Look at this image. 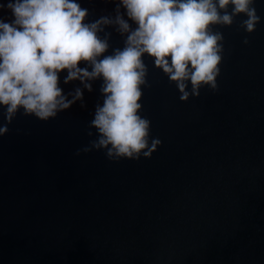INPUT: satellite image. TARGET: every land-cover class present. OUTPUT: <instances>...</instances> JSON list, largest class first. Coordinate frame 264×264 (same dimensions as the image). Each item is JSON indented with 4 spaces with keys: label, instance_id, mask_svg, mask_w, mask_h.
<instances>
[{
    "label": "water",
    "instance_id": "water-1",
    "mask_svg": "<svg viewBox=\"0 0 264 264\" xmlns=\"http://www.w3.org/2000/svg\"><path fill=\"white\" fill-rule=\"evenodd\" d=\"M77 2L85 22L115 15L112 0ZM254 7L252 33L243 14L213 26L224 37L215 90L181 101L143 57L139 114L149 143L161 142L149 158L82 151L97 138L101 80L89 92L61 73L64 93L79 87L81 100L48 121L17 113L0 136V264H264V0ZM0 18L12 16L5 8ZM106 34V55L124 46L114 27Z\"/></svg>",
    "mask_w": 264,
    "mask_h": 264
},
{
    "label": "clouds",
    "instance_id": "clouds-1",
    "mask_svg": "<svg viewBox=\"0 0 264 264\" xmlns=\"http://www.w3.org/2000/svg\"><path fill=\"white\" fill-rule=\"evenodd\" d=\"M112 2L114 16L85 22L88 9L77 0H0V10L12 16L7 22L0 18V107L6 120L0 136L21 109L48 121L81 100V88L67 94L61 88V73H66L65 85L80 81L89 92L91 81H102L103 101L89 124L97 138L82 151L103 149L110 160L149 158L161 142L149 143L150 121L139 114L141 86H150L143 57L153 58L177 86L180 100L187 101L203 86L217 88L224 37L213 26H231L243 14L247 18L240 27L252 33L260 22L255 0ZM108 26L124 37V46L106 55L110 34L100 33Z\"/></svg>",
    "mask_w": 264,
    "mask_h": 264
}]
</instances>
